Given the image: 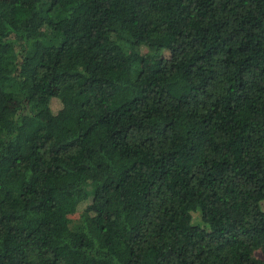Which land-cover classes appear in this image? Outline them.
Instances as JSON below:
<instances>
[{"label":"trees","instance_id":"trees-1","mask_svg":"<svg viewBox=\"0 0 264 264\" xmlns=\"http://www.w3.org/2000/svg\"><path fill=\"white\" fill-rule=\"evenodd\" d=\"M263 200L264 0H0V264H264Z\"/></svg>","mask_w":264,"mask_h":264},{"label":"rangeland","instance_id":"rangeland-1","mask_svg":"<svg viewBox=\"0 0 264 264\" xmlns=\"http://www.w3.org/2000/svg\"><path fill=\"white\" fill-rule=\"evenodd\" d=\"M141 50L143 52V66L145 68L151 67L154 63V59L151 56L150 48L147 47L146 45H143ZM60 106H61V102H60L59 98L56 95H54L52 97V100H51L52 110L56 111ZM90 204H91V199H88L86 201H82L74 211L70 212V216L73 219H77L80 216L82 211L88 210L90 208ZM262 205L264 207V200L262 202Z\"/></svg>","mask_w":264,"mask_h":264}]
</instances>
